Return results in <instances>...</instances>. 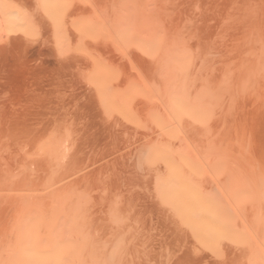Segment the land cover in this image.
<instances>
[{
    "label": "bare ground",
    "instance_id": "6f19581e",
    "mask_svg": "<svg viewBox=\"0 0 264 264\" xmlns=\"http://www.w3.org/2000/svg\"><path fill=\"white\" fill-rule=\"evenodd\" d=\"M22 1L23 0H20L18 2H22ZM34 1L37 3L36 6L38 8L35 5L34 7L40 10L39 11L40 12L39 21H37L38 19H36L37 23L34 22L35 20H32L33 19L32 17L31 19L29 18L30 16L29 13L26 14V12L22 10V7H23L22 5L20 6V4L16 2L17 5L15 4L13 6L12 4H8L11 2L6 3L5 0H0V41L3 40L1 37H3L4 35H5V38H7L6 34H8L10 37L12 35H14V37L19 35L17 38H15L17 41H14L15 39H13V43H12L13 46L11 45L12 40L10 42L9 38H7L9 42L7 40L4 43L0 42V46L4 44V47L6 46L5 47L6 49L7 46L10 45V47L15 46L16 51L20 50L25 45L22 42H26L27 39L31 36V32H34V31H31L32 29H35L34 24L35 26L37 24H40V26L42 25L41 27L45 25L46 26L45 28H48V30L43 27L44 28L43 31L47 30L48 32L47 31H44V32L49 33L48 35L51 34L52 40L49 43L52 47L50 46L51 49L49 47L48 50L45 51L46 55L44 53L43 54L47 56L48 54L47 51L52 50L53 52L52 53L49 52L48 56L49 55H50L49 57L53 56V60L48 59V63L50 64L49 66L45 63L47 62L46 61L47 59L42 58L44 60V63L41 61H38L40 62V65L42 63L48 66L47 71H43L44 74L42 76L48 74L47 73L48 70L51 69L52 67L53 69L54 68L61 69L65 67L66 68L63 69V71L65 70L64 72L58 69L57 70L58 73L57 71H55L53 72V74L51 73L52 75L49 74L51 78L47 82H45V84L42 86L43 88H45V91L42 93L44 94V96L53 95L55 91L53 89L54 83H57L56 85H58L59 80H60L59 77L57 76L58 75L60 76L61 72H63L61 73V76L62 74H64L63 76H65L66 73H67L66 75H69L68 74L69 70H70L69 72H72L73 71L72 68L76 70V68L78 67V68H83L81 72H84V74L86 75L85 76L80 75L81 72L77 70L74 71L73 73L79 72L77 73L79 74V76L85 77L86 82L84 81V83H86L87 85L85 86L89 87L87 88V90H85L86 95L88 96L83 94L84 98L87 97V99L85 100L83 97H81L78 94L79 97L82 99V101H78L80 98L76 99V96H75L76 94H74V91L76 90L72 92L73 90V87H72V90L69 88V91L71 90L70 92L67 89L69 93L72 92L70 96L71 100L70 99L68 100V98H70L68 96L69 93H67L68 94L67 95L66 92H64L65 90L63 89V93H65V95L68 96L67 99H66V96H64V94H63L64 97L55 95V96L50 97L51 99L48 100V103L46 102L47 104H45V101L44 103L40 102V100H37V99L36 101L34 99V96H31V97L29 96L30 98L28 96H25V99L26 97H28L29 99L27 98L28 100L27 99L25 100L27 101L26 103L22 101V103L24 104L19 103L20 101L18 100V103L20 106L17 105L19 107H16V108H15L16 105L15 106L13 105L12 108H9L8 105L6 106L5 104H3L2 106V103H0L1 105L0 106V133L3 132V134H1L2 138L6 135L8 139L14 140L15 138L17 141L21 143L23 141L27 145H29V147L27 145L26 146L30 150V151L27 149L25 150V148H23L22 146V148L24 149L23 152L25 151H28V152L24 154L25 156L22 158V160H20V163L18 166L14 165L12 163V160L10 161V159H12L13 157H11L10 159H7L10 156H14V154L16 155L18 153L17 150H15L17 153L14 151H12L14 152L12 153L9 150L10 153L7 152V154L10 156L4 153L6 155L5 157L8 156L5 160H8L9 163L11 162L13 165H11V163L9 164L6 162L2 164L0 161V264H178L180 263L179 261L188 262V264H241L245 262L246 259L248 262L247 264H264V193H262L261 191L260 193H258V191L256 190L257 189L256 185H259V184L256 183L254 185L255 182L253 181L254 180L253 176L256 173L255 172H254L255 174H251L253 172L250 173V171L254 169V166L255 168L257 167V170L259 166L260 167L262 166L259 164H258L259 166H256L254 164L250 165V163L253 161H251V159L249 161L250 163L248 165H250L251 167L253 166V169L251 168L252 170L248 169L249 174L252 175V179H253V180L250 179V182L252 181L254 182V183L252 182L253 188L244 187L243 185L245 184L243 185L241 184L239 186L236 185L238 184V181H237L238 175L234 174L233 170H230L229 168H226V170L225 168L222 169V167L225 165L222 164L224 159L223 161H220L223 158L222 156L223 153L221 154L220 151H222L224 148L223 149L221 148V143L219 141L221 140L220 139L221 137L223 139L222 141H225V139H227V138L224 139V137H226L227 135H228V138L230 137L228 134L229 130L228 131L226 130L227 131V134H225L226 136L223 134L224 137L222 135L220 137L219 136L220 132L223 131L222 129H220L221 131L217 132L220 138L216 136L215 138L216 140H214L213 137L210 140V137L212 136L210 135V132L213 131V130H210V128L212 129L213 124L217 125L216 122L218 121V119H216L217 120L216 121L215 116H214L216 114H213L212 111H210V109L207 108V106L205 107L204 105H202L206 101H208V103L210 102L211 104H213L215 102V98L217 99V97H220V98L223 97V95L217 96V97L215 95L209 96L208 93L212 85L208 88L209 90L206 87L209 84H213L214 86L217 85L218 84L217 81H216L217 84L211 83L210 81H212L213 78L214 80H218L219 76L222 74H218L219 76H217V74L216 75L214 74L215 76H217L216 77L217 79H215V77H212V80H210L211 78L209 80L205 79L208 81L206 86H204L205 88L203 90L201 89L202 93L200 94L199 92V95L196 96L198 91L196 92L193 91V89L195 88L194 86L195 85L197 86L196 83L198 82L197 79L199 78V75L202 77H204L205 75H202L200 72H197L199 74L197 75V77H195L196 76L195 74L197 73L196 72L192 73L191 68L197 67L199 68V70L200 68L203 70V68L205 67V64L209 63V68L211 66L210 64L214 65L213 71L215 72V70L221 69V67L225 65H223L222 62L219 61V60H222L223 58V56L221 58L220 56L221 54L219 55L221 59H219V56H217L218 58L216 57V60L212 57L213 60L211 61V63L209 60L207 62L204 61L205 56L209 54V53L205 54V52H207V50L210 49L207 47L209 43L207 44L203 41L206 38L203 39L202 36L204 35V32H202L200 28H199L200 30L198 29L199 31H196L197 28L195 27L198 26L196 22L192 23L193 21L191 22L189 21L193 19L191 18V14H192L191 11L193 9L191 11L186 9L187 11L185 10L186 11V12L184 11L185 13H180L179 14L180 16L176 14L175 16L174 15L175 13L173 14L172 12L177 10L178 6L171 7L174 5V4H171L170 8H164L163 7L164 4L165 5L167 4L168 6V3L166 2L162 5L163 8L160 6L158 7L159 9L157 10L155 9L153 12L150 11L151 14L148 15L146 14L147 12L146 9L144 8L140 9V7L144 6L143 5L144 0H116V4L111 3V5L116 6V7L114 6L115 9H113L110 13L107 10L108 11L107 13H109V16L107 17V19L105 18L107 23H104L103 21L104 19L103 18L101 19V16H100L101 14L98 15L97 14L98 11L97 13L95 11L97 8L96 4L100 5L98 3L102 1L99 2L98 0H96L98 1V3L95 2L96 3L95 4L93 3L94 1L89 0L93 4V6L96 7V8L92 7L93 10L95 9L92 12L89 10L90 6H92L90 2L86 0L88 1L87 3L85 0H81L82 2L84 1V4L89 7V9L88 7L86 8L88 9L87 12L90 11L91 13H93L91 17L93 16L94 17L93 18L90 17L91 19H89V17L88 19L87 17L85 18L82 17L85 20L84 21L82 20L83 21L82 23L79 20L80 22L79 24V23H75L76 21L73 18V15L75 13L80 12L82 10L81 7L74 8V5L78 6V3H80L79 1H77L78 2L76 3L77 5L72 3L73 1H76V0H69V1L68 0H34ZM105 1L106 3L110 2L109 0L108 1L105 0ZM182 2L184 3V1ZM170 3L171 1L169 0V4ZM103 4L104 3H102L101 5ZM245 4L247 5V3ZM103 6H101L102 9H103ZM204 6H206V4H204ZM98 7H99V10L103 11L102 9H100V6ZM105 7L104 9H106ZM154 7L156 8V6ZM32 9L34 10L35 8H32ZM77 9H79L80 11H77ZM84 9H85V6H84ZM86 9L84 11H86ZM109 9H111V7H109ZM24 10L26 11L25 8ZM84 11L82 12V14L83 13L87 14ZM163 12L166 14H164ZM147 13H149V11ZM158 13H159L160 18L164 17L161 20L162 22L157 21V20H160V18H155L158 16ZM171 13L173 15H171ZM225 13H226V10L224 14ZM82 14L80 13V15ZM156 14L157 16L154 17L153 15H156ZM183 15L185 16V18L183 17ZM211 16H214V15L212 14ZM216 16H218V14ZM222 16H225V15H222ZM222 16L220 17L221 20L223 18ZM170 17L172 19H170ZM95 18H97L98 20H95ZM197 18H199V16ZM71 19L75 21L74 24H78V25H74L73 23H71L72 21ZM155 21L157 22L154 24ZM212 21H209V22H212ZM209 22H208V25H209ZM219 22L221 21L219 20ZM206 24L207 23L205 22V25ZM219 24L221 23H218L216 27ZM101 25H103L106 29L105 31L106 33L104 35L107 39L102 38V37L100 39L99 38L100 36H97L98 38L96 37L97 39L95 41L100 42V40L106 41V40L111 39L110 43L114 42L113 44H116V42H118L117 43L118 49H120V51L117 52L116 50H114L117 52L116 54L117 57L119 56V54L121 53L123 54L124 52L125 54L126 53L129 54V51L132 46H133L132 49L135 48L139 52V53L137 52L138 53L137 55L136 54H134V56L131 55L133 57H131L130 59H129V56L127 57L126 55L125 59L127 61H130L133 58L130 61L132 63H129L130 65L129 67L133 66L131 70H134V74L135 72H137V75H138V72H139L135 68L137 66L134 67V65H132L135 62H137L138 65L139 64L142 65V69H143L142 75H144L148 79L150 77L152 81L155 83L153 84V86L156 85V88L155 89L152 88L151 90H149L151 87L149 88L148 84L147 85L140 84L141 86L143 85L145 89L147 87L149 88V89L147 88V90L144 91L146 92L145 95L144 93L142 94L144 98L146 99L141 97L142 95L140 96L139 93H138V95L140 96L139 98H138V95L136 96L134 92H132V94L131 92H128L132 96L127 95L126 87H128L129 81L125 79V76H123L124 78L122 77L121 74L123 71L121 72V74L117 75V77H112L113 74H115V72L117 71V69H120L121 66H123L121 64L124 61L122 62L123 59L120 61L119 57L117 58L116 56L115 57L113 56L114 58L112 59L117 58L120 63L122 62L121 64L120 63L118 64L117 59L114 60L115 62L117 61V64H118L117 65L115 62H113V60H111L110 58L111 56H110L108 58H110L112 62H107L109 59H106V62H104L105 61L104 59L106 58L107 55L102 54V53L107 52L108 54V51L104 52V49H106L107 47L106 45L103 48L101 45V48L103 49L102 50L103 52H102L100 50L101 48L99 47L101 43H99V46L97 47L98 43L96 42L92 43L94 39L90 40L91 45H94L95 43L96 45L92 46L93 49L89 50L92 52V54L91 52L86 53L88 51L86 46L90 45V44L85 45V43L86 44L88 43L87 39H89L90 36H92L91 34H93V31L94 33H97L95 32V30H99V27L102 28ZM108 25L111 26L110 28L112 29L111 30L112 33L110 32L109 30L110 28L108 27ZM202 25H204V23ZM40 26L38 27L41 28ZM199 26H201V23H199ZM211 27L212 26L210 25V28ZM216 27H213V28L215 29ZM257 27L258 26H256V28ZM245 29L247 28L245 27ZM204 31L206 30L204 29ZM207 31H209V33H214V31H217V29L213 30V32H211V29ZM3 32H4V35H3ZM38 32L39 30L37 31L36 35L34 34V36H36L37 39L39 38ZM47 33H45L46 36H47ZM107 33L109 34L108 36L110 38L107 36ZM209 33H206V35ZM15 34H18V35H15ZM223 35L227 36L226 34H223ZM36 37L35 39L33 37L35 42H36ZM210 37L212 38V35ZM242 37H246V36H242ZM11 38H13V36ZM82 38L84 41H82ZM84 38H86L87 42H85L86 40ZM76 39L78 40L81 39L82 42L79 41L80 47H74V45L77 44L76 42H78ZM213 39L212 41H215ZM224 39L223 41H225ZM229 39H232V37ZM49 40L50 39H48V41ZM206 40L208 41V39ZM73 43L75 44L73 45ZM82 43H84L83 45H85L84 48H83ZM123 43H126L127 45H131V46H128L130 49L127 48V50L129 49L128 52L125 49L126 47L125 48L124 46L122 47V45H124ZM221 43L223 44L222 41ZM241 43L243 42L241 41ZM71 44L73 47L69 49V46ZM79 44H77V46ZM222 44H220V48ZM255 44L257 45L258 42ZM261 44L262 43H260V45ZM245 45L247 46L246 43ZM19 46H21V48H19ZM95 46L96 48H100V49L98 50L94 48ZM112 46H113V49L117 48L115 45H112ZM112 46L110 47L112 48ZM4 47L3 45L1 46L0 49L2 50V52L1 50L0 52L3 53L4 51L5 55H8L7 52L9 51V49L5 50ZM119 47H122V49ZM216 47L219 48L217 45ZM252 47L254 46L252 45ZM29 48L33 49L32 47H28L27 49L29 50ZM85 48H86V51H85ZM111 48H108V49H110L112 52ZM194 48L200 49L199 56L203 55L202 57H204L200 59L201 62L199 61L197 62V58L199 56L197 55L198 52L195 53L198 57L194 55L193 53ZM217 48H213V49L211 48V49L213 50V52H215L216 50L218 51ZM225 48L226 46L224 47V49ZM35 49L36 48H34V51H32L33 53L38 52L37 50L35 51ZM246 49L247 48H245V50ZM11 50L12 52L11 51L9 52L13 53L14 48ZM121 50H123V52H121ZM16 51L14 50V53H17ZM100 51H101V54L105 56V58L103 57L104 58L103 62H101L102 58H101V61L100 59H98V57L102 55H99L97 57V55L95 54ZM132 51L133 50H131V53L135 52V51L133 52ZM23 52L25 51L23 50ZM247 52H246L247 55H245V53H242L245 55V57L243 55L241 56H243L244 58H246L247 56V58H249L248 56L249 53H250L249 55L256 54V53H253L255 52V50L253 52L252 50L249 52V49H248ZM259 53H263V52H259ZM43 54H41V56H44ZM81 54H84L85 56H88V57H84ZM125 54H123V56ZM217 54H219V52ZM5 55L4 56L1 55L2 56L0 57L1 62H4V60H6ZM30 55L31 54H29V56ZM232 55H227L226 57L228 58L229 56H232ZM33 56H34L32 57V59H34L33 61L34 62L35 60L37 61L36 55H33ZM41 56L39 58H41ZM260 56L257 55V59ZM3 57L5 58L3 59ZM243 57H240V58H243ZM236 58L241 61L239 56H236ZM263 58L264 57H262V59ZM226 59H224L225 62H226ZM230 59L229 61H231ZM29 60L32 61L31 58H29ZM217 60L218 62L222 64V66L221 64H219L221 66L220 68L219 67L217 68V65H218L217 62L215 63L217 65L213 64L214 61H217ZM234 60L235 59H232V61ZM127 61H125L124 63H126ZM243 61L244 60H242V62ZM253 61H256L255 64H257V60H253ZM51 62H53V64H51ZM246 62H247V59H245V63ZM25 63H28V62H25ZM201 63H203L204 65L203 68L200 67L202 65L199 66V64ZM260 63H258L257 66L260 65ZM22 64L23 62L18 65L22 66ZM227 64H228V60H227ZM31 65L29 62V65H28L29 69L34 68V65L32 64V62H31ZM12 66L11 68H14L13 69L14 71L16 68H18V66L17 67H12ZM36 66H39V64ZM42 66L43 65L39 67H42ZM243 66H244V62H243ZM248 66L249 65H247V67ZM0 67L1 69H3L2 66ZM23 67L19 69L22 70ZM126 67H128V65ZM238 67H237V70H238ZM43 68L45 67L43 66ZM240 68L241 67H239V70ZM259 68H261V71L262 69H264L262 68V66ZM25 69L24 71L27 72L28 68L26 70ZM127 69L129 70L130 68H127ZM144 70L145 72H143ZM233 70L231 71L233 72ZM24 71L23 73H25ZM235 71H234V74H235ZM256 71L258 72V70ZM10 72H12V70ZM227 72H229L228 69H227ZM32 73H36V72H32ZM145 73L148 74L147 75L148 77L145 75ZM220 73L222 72L220 71ZM17 74L18 72L16 73V75ZM27 74L31 75L30 72ZM140 74L141 72L139 73V75ZM0 75H2V73ZM13 75H15V73ZM19 75H22V74L19 73ZM207 75H208V71H207ZM260 75H263V74L260 72ZM32 76L30 77V79L28 78V80H31ZM75 76L76 75L74 74V76L72 77L75 78ZM192 76L194 77V80L196 78L195 81H193ZM45 77H48V76H45ZM54 77H57L58 80L56 78L54 80ZM69 77L71 76L69 75ZM82 77H79V79L81 80ZM136 77L142 78L141 75L136 76ZM145 77L143 78L145 79ZM228 77L232 78L231 75L227 76V79ZM257 77L256 79H254V81L260 78V77L258 78ZM14 78L15 77H13V79ZM22 78L20 77V79ZM25 78L26 77H24L23 80L27 81V78L26 79ZM41 78L40 80H42ZM131 78H134V77H131ZM261 79H264V78H261ZM11 80L12 79H10V81ZM80 80L79 81L77 80V81L80 82ZM82 80H84V78ZM219 80L220 82L224 81L222 78ZM69 81L67 83H69ZM12 82L13 81H11V83ZM28 82H26V84ZM36 82L38 81L36 80ZM61 82L63 83V81ZM78 82L77 84H79ZM126 82L128 83L126 84ZM243 82L238 83V84H240L241 86ZM9 83H4L5 84L3 85L4 88L10 87ZM71 83L72 85H74L73 82ZM71 83L68 85L71 86ZM84 83L82 87L84 86ZM251 83L255 84V82H251ZM251 83L250 85L246 84V86L248 87H245V84H244L242 88L245 87L246 90L248 89V91L252 93V91L257 87L255 88L253 87V90L252 89L249 90V88L253 86ZM7 84H9V86ZM21 84H22L21 82L18 83L17 87L21 86ZM26 84L25 85L22 84V86H26ZM65 84H64V87L61 84L62 87H60V89L65 88L66 87ZM263 84H264V81L262 82L260 86L261 89H263L264 87ZM231 85L229 86L227 84V86L229 87H231ZM234 85H232L233 87L232 90H234L237 87V86L235 87ZM27 86L26 88L29 89L30 86L29 87ZM192 86L194 88L190 90ZM218 86L220 87V85ZM221 87H222V90L223 89L225 90V88H223L224 86H221ZM0 88L3 89L2 86ZM133 88H134V85H133ZM55 89H57V92L55 93H58L59 91L58 87ZM82 89L80 90L82 91ZM130 89L132 90V88ZM213 90L214 89L210 91H213ZM257 90L259 91V93L261 92V90L259 89ZM263 91L264 90H262V92ZM15 92H17V90ZM87 92L89 94H87ZM242 92L240 89V93ZM262 92H261V95H262ZM42 93H39V94L43 95ZM235 93L237 94V91ZM73 94L75 97L73 96ZM80 94H82V92ZM245 94H249V93L247 92ZM251 95L253 96L254 94H251ZM255 95L258 96L256 92H255ZM44 96H41V97L45 98ZM257 96L255 97V99H257ZM23 97H20L19 99L21 100ZM258 97L260 100L263 98L260 96V94ZM232 98L233 97H231V99ZM231 99H229L228 101L230 102ZM250 99H252V97ZM22 100H24V98ZM83 100L84 102H86V104L83 103ZM223 100H221L222 103H223ZM248 100H245V102H248ZM9 101H12V100H9ZM7 102L8 101H6V103ZM218 102L220 103V101ZM210 103H209V107H211ZM249 104L251 103H248V106L250 107ZM253 104L252 106H254ZM256 104H259V103L256 102ZM213 106H215L216 108L218 107L217 104ZM221 106L223 107V105ZM228 106H229V109L234 108L232 107L234 105L231 106L230 103H228ZM259 107L261 108L260 104H259ZM263 108L264 107H262L261 109ZM211 109L213 110V108ZM219 111L220 110H218V112ZM224 111H223V115H224ZM230 111H233V110H229L228 112L231 113ZM263 111L264 109L262 110V113ZM226 112L227 111H225V113ZM244 114L245 113H243V115ZM226 116H227V113L225 117ZM262 117H264V114ZM142 118H143L145 125L140 124L142 123ZM223 119L225 120L226 118H223ZM243 120L244 122H246L244 118ZM246 120H250V117L249 119L247 118ZM229 121L227 122L224 121V122H226V125L232 124V122L231 121L229 122ZM218 122H220V120ZM246 125L248 124H245V127ZM136 126L137 127L141 126L143 131L145 129L146 130L144 132L142 131L141 133H139L138 131L142 129L140 127L137 128ZM231 126H233V124ZM231 126H229L228 129H230ZM224 127H225V124H224ZM227 127L228 126H226V129ZM234 130L236 131L237 129H234ZM234 130L232 133H234ZM215 131H216V127H215L214 132ZM223 132H225V129ZM246 132L248 131L245 130V133ZM251 132L253 131L251 130L250 132H248L250 134L248 133L247 134H248V137L250 135V138H249L250 142L253 143V140H252L253 138L251 137L253 133L251 134ZM237 133H239V131ZM6 136L4 137L5 139H7ZM133 136L135 138H133ZM259 137L262 138L261 135ZM131 138H133L134 140H132ZM236 139L237 137L235 138V140ZM244 139L245 138H243V140ZM257 139L259 140L258 137ZM130 140H132L133 142ZM214 141L215 142L218 141L220 143L219 144L220 146L218 145V148L220 147V149L218 150L216 149L217 142L215 143ZM245 142L246 140L242 142V144H244ZM247 143L249 145L251 144L249 143V141ZM15 144L16 143H14L13 145ZM225 144L228 145V143L226 142ZM226 145L224 147H226ZM229 145H228V148H229ZM252 145H254V147L253 146L252 147L255 150V144L253 143ZM132 146L133 148H130ZM238 147H240V145H237V147H235L233 150L235 152L239 151L240 149L236 150L238 149ZM13 148L16 149L15 147ZM246 148L249 149L248 147ZM260 148L262 147H258V149ZM263 149L264 148H262L261 151ZM3 150L4 152L6 151L5 149ZM233 150L232 152H234ZM225 151H226V148L224 150V153L226 155L227 153ZM230 151L227 149V152L230 153ZM250 151H252V149ZM253 151L252 153L254 154ZM246 152L248 153V151ZM2 153L3 152L1 150L0 155ZM11 153L13 155H11ZM129 153L130 154L132 153L134 156L136 155L137 158H139L138 156L140 154L143 155V157L141 158L144 161L141 160L142 164L141 163L139 164H141L140 168H142L145 171V174L143 173L144 174L143 185H144V188L147 189V191H145V189L143 190L145 192H142L141 189H139L141 192H138V191L133 192L135 190L133 189L132 191L133 186L131 187L130 184H127L124 187L120 186L119 180H116V178H114L116 175L115 174L116 172L114 171V168H115L114 165L117 162V159L119 157L120 158L122 157L124 159V157H127V154H128V157H132L133 155L129 156ZM229 153L227 154L226 157L225 156L224 157L227 158V157H230L231 154L232 155L234 154V153H231L229 155ZM238 154L239 153H237V155ZM248 154H249L248 157L243 156L244 154L242 156L249 158L252 155V154L250 155V153ZM103 155H105L108 158L106 159L103 158ZM219 155L222 156L220 160H219V157L221 156ZM254 155H256V153ZM95 156L101 157L103 159L104 165L101 166L99 164L100 165L99 167L98 162L95 161L98 158L95 159ZM136 156L134 159L131 158L130 160L135 161L137 159ZM231 157L229 159L237 160L238 156L236 158L235 157L231 158ZM256 157L258 158L259 156H256ZM2 158H4V156ZM257 158H255L256 163H257L256 161ZM90 160H92L93 162L95 161L94 165H92L91 167H89V165L87 164V163L90 164L92 162ZM107 162H109L110 164L108 163L109 165H105V163L107 164ZM125 162L127 161L125 160ZM143 162H145L146 164H144ZM241 164L245 166L244 160H243V163L241 162ZM85 165H88L87 167L88 169L84 168ZM221 165L222 167H220ZM248 165H247V168H249ZM137 167H139V165ZM239 167L241 168V166ZM244 168L246 169V167ZM117 169H119V167ZM259 170L261 169L259 168ZM119 172L117 173L119 174ZM222 172H223V176L221 177L222 181H220L219 177L221 176ZM245 173L247 172L245 171ZM126 177H128V173ZM241 177L243 178V176H240L239 178ZM262 177H264L263 174H262ZM232 180L234 182H231ZM255 180H258V179H255ZM261 186H263V183ZM261 186H258V187H261ZM147 192H148V195L149 196L151 195L152 197L151 199L152 208L150 207L151 202H150L149 208L153 211L152 212L150 211L151 213L145 212L147 214L142 215V212L144 213L143 209L146 210L148 208V207L140 208L141 205L143 206L145 201H148L146 197ZM255 192H257V194ZM88 193L90 194L87 195ZM132 193H135V194L132 195ZM243 199L244 201L245 199H247L246 200L247 204L249 203V205H247L245 201V204L247 205L245 208H244V205H242V203L244 204ZM155 211H156L155 213L156 215H154L155 216V222H154L155 227L152 229V224H153L152 218L154 216H152L151 214L152 213L154 214ZM240 212L241 213L243 212V213L240 214ZM153 230H154V233H153ZM240 233L241 234L244 233L245 236L247 235V239L243 234L242 236L245 237L246 241L243 240L244 243L240 242L238 246L234 247L233 245L236 242L235 240H237L235 239V237L238 238L237 235L238 234L240 235ZM240 237L238 239H241ZM244 237L242 239H244ZM230 241H231L230 244H233L231 246L230 244H228ZM237 242L239 243V241ZM111 247H113V250H111L109 254L107 251ZM184 262H181V263H184Z\"/></svg>",
    "mask_w": 264,
    "mask_h": 264
},
{
    "label": "rangeland",
    "instance_id": "374dc122",
    "mask_svg": "<svg viewBox=\"0 0 264 264\" xmlns=\"http://www.w3.org/2000/svg\"><path fill=\"white\" fill-rule=\"evenodd\" d=\"M6 1V3H8V2H11V3H8V4H12L13 6L16 4V2L18 3V4H20V6L22 5L23 7H22V10L24 11V12H26V14H28L29 13V18L31 19V17L33 18L32 20H35L34 22H36L37 23V21H39V16H40V10L39 9H37L38 7L36 6V2L34 1V0H23L22 2H18V1H20V0H18V1H16V0H5ZM30 1V2H29ZM69 1V0H68ZM77 1H79L80 3H78ZM86 1V0H85ZM89 1V0H88ZM88 1H86L87 3H88ZM91 1H94L93 3H98V1L100 2V1H102V2H100V3H98V4H100V5H97L96 3V7L95 6H93V4L91 3ZM91 1H89L90 2V4L92 5V6H90V9H89V7L88 6H86L85 4H84V1L82 2L81 0H76V1H73L72 3H74V4H76V3H78V6H75L74 5V8H80L81 7V11L79 10V9H77V11H80V12H77V13H75L74 15H76V16H74L73 15V18L75 19V21L73 20V19H71L72 21H71V23H73L74 24V22L75 23H79L80 24V22L82 23L85 19V17H87V19H88V17H89V19H91V18H93V17H91V15L93 14V13H91L90 11H94L93 9H92V7H94V8H96V13H97V11H98V15H100L101 16V19L103 18L104 20V23H107V21H106V19H107V17L109 16V13L113 10V9H115L114 8V6L113 5H111V3L112 4H116V0H109L110 2V4L109 3H106V1L104 2L103 0H98V1H96V0H91ZM108 1V0H107ZM112 1V2H111ZM114 1H115V3H114ZM149 0H146V2H145V0H144V2H143V7H140V9H142V8H144V9H146V11L148 12L149 11V13H147L146 12V14H151V12H153L155 9L157 10V9H159L158 7H162V5L164 4V3H168V6H167V4L165 5H163V7L164 8H170V6H171V4H174L173 6H171V7H174V6H178V9L177 10H175L174 12H172L175 16H176V14H180V13H185L187 10H192L191 11V18H193L192 20H189L190 22L191 21H193L192 23H195L196 22V24L199 26V23H201V26H196V24H195V28H197L196 29V31H199L200 29H201V31L202 32H204V35H206V33H209V31H207V30H210L211 29V32H213V30H216L217 29V31H214V33H209V34H207L206 36H202L203 37V39L204 38H206V39H208V41L206 40V39H204L203 41L205 42V43H209L208 45L210 46H208L207 45V47L208 48H210V49H208L207 50V52H205V54H207V53H209L210 54V56H209V54H207L206 56H205V60L204 61H210V63H211V61L213 60V58L216 60V57L217 56H219L220 54V56H221V58H222V56H223V58L224 59H226L227 57V55H232V56H229L227 59H226V62H225V60L222 58V60H219L220 62H222V64L223 65H225L226 66V68H225V66H222V64L220 63V62H218V60L217 61H214V63L213 64H215L216 62H217V64L219 65V64H221V66L219 65H217V64H215V65H217V68L219 67H221V69H218V70H215V72L213 71V68H214V65H212V64H210L211 66H210V68H209V63H206L205 64V67H204V65H203V63H201V64H199V66L200 65H202V66H200V67H204L203 68V70L200 68V70L202 71H200L199 70V68H197V67H195V68H197L198 69V71H197V69H195L194 67H192L191 68V72L193 73H197V72H200L202 75H205L204 77H202V76H200L199 75V78L197 79L198 80V82L196 83L197 84V86L195 85L194 87L192 86V88L190 89V90H192L193 88V91H198L197 92V95L196 96H198L199 95V92H200V94L202 93V90L205 88L204 86H206V84H207V80H205V79H210V80H212V77H215V79H217L216 77L217 76H219L218 74H222V75H220L219 76V78H218V80H214V78H213V80L212 81H210L211 83H216V81H217V85H213V84H209V85H207L206 87H207V89L212 85V87L214 86V87H216V88H212V87H210V90H212V89H214L213 91H210L209 89V96H221V95H223V97H217V99L215 98V102L213 103V104H211L210 102V106L211 107H209V103H208V101H206V102H204L202 105H204L205 107L207 106V108H209L210 109V111H212V113L213 114H216V115H214L215 116V120L216 119H218V121L220 120V122H218L217 120V122H216V124L217 125H215V124H213L212 125V129L210 128V130H213V131H211L210 132V135H212L211 137H210V140L212 139V137H213V139L214 140H216L215 138H216V136L218 137V138H220L221 137V135L223 136V134L225 135V134H227V131H228V134H229V138H228V135L226 136V137H224V139L225 138H227V139H225V141H222L223 139H222V137L219 139L220 141V143H221V148L223 149L222 151H220V153L222 154V156H223V158H222V156L221 155H219V156H221V157H219V156H217V157H219V160H220V158H222V160H220V161H223V159H224V161L222 162V164L223 165H225V166H223L222 167V165L220 166V167H222V169H224L225 168V170H226V168H229L230 170H233V173L234 174H237L238 175V179H237V181H238V184H236V185H243V184H245V185H243L244 187H251V188H253V184H252V182L254 183V185L257 183V184H259V185H256L257 187V191H258V193H260V191L262 192V193H264V190H263V188H264V177H262V174H263V176H264V157H262V156H264V149L261 151V149L262 148H264L263 146V144H264V134H262V133H264V117H262L263 116V114H264V111H263V113H262V110L264 109H261L262 107H264V91L262 92V90H264V87H263V85H262V87H263V89H261L260 88V86H261V84H262V82L264 81V79H261V78H264L263 76H264V69H262V71H261V68H259V67H261L262 66V68H264V58L262 59V57H264V51H262V50H264V43H263V39H264V0H204V2H203V0H170L171 1V3L169 4V0H162V1H160V0H150L149 2H148ZM152 1H153V3H152ZM160 3H159V2ZM174 1V2H173ZM176 1H177V3H176ZM182 1H184V3L182 2ZM205 1H207V2H205ZM229 1V2H228ZM247 1V2H246ZM261 1V2H260ZM14 2V3H13ZM26 2V3H25ZM154 2H155V4H154ZM157 2V3H156ZM162 2V3H161ZM190 2H192V3H190ZM35 3V4H34ZM86 3V4H87ZM102 3H104L103 5H101ZM147 3H148V5H147ZM195 3V4H194ZM199 3V4H198ZM203 3V4H202ZM233 3V4H232ZM242 3H244V4H242ZM245 3H247V5L245 4ZM262 3V4H261ZM82 6H81V5ZM106 4V5H105ZM108 4H109V6H108ZM133 4V3H132ZM135 4V3H134ZM157 4H159V5H157ZM161 4V5H160ZM180 4V5H179ZM183 4H184V6H183ZM198 4V5H197ZM204 4H206V6H204ZM235 4V5H234ZM238 4V5H237ZM17 5V4H16ZM34 5L37 7H34ZM73 5V4H72ZM77 5V4H76ZM89 5V4H88ZM119 5V4H118ZM151 5V6H150ZM219 5V6H218ZM234 5V6H233ZM239 6V7H237V6ZM84 6H85V9L88 7V9L90 10V11H88L87 12V10L88 9H86V11H84L85 9H84ZM98 6H100V9H102L101 8V6H103V11H101V10H99V7ZM106 6V7H105ZM147 6V7H146ZM154 6H156V8L154 7ZM197 6V7H196ZM202 6V7H201ZM218 6V7H217ZM241 6V7H240ZM246 6V7H245ZM28 7H30V8H28ZM104 7L106 8V9H104ZM108 7V8H107ZM109 7H111V9H109ZM116 7V6H115ZM162 7V8H163ZM180 7V8H179ZM183 7V8H182ZM199 7V8H198ZM206 7V8H205ZM217 7V8H216ZM249 7V8H248ZM24 8L26 9V11L24 10ZM32 8H35L34 10L32 9ZM227 8V9H226ZM30 9H32V10H30ZM84 9V10H83ZM187 9V10H186ZM261 9H262V11H261ZM109 11V13H107L108 11ZM181 10H183V11H181ZM186 10V11H185ZM198 10V11H197ZM209 10V11H208ZM216 10V11H215ZM225 10H226V13L224 14V12H225ZM228 10V11H227ZM258 10V11H257ZM259 10H260V12H259ZM31 11V12H30ZM86 12L87 14H85V13H83L82 14V12ZM151 11V12H150ZM176 11H177V13H176ZM179 11H181V12H179ZM185 11V12H184ZM221 11V12H220ZM224 11V12H223ZM243 11V12H242ZM34 12V13H33ZM90 12V13H89ZM100 12H102V13H100ZM198 12V13H197ZM212 12H214V13H212ZM238 12V13H237ZM36 13V14H35ZM80 13L82 14V15H80ZM90 15H89V14ZM107 13V14H106ZM164 13V12H163ZM171 13V15H173ZM208 13V14H207ZM210 13V14H209ZM222 13V14H221ZM164 14H166V13H164ZM214 15V16H211V15ZM218 14V16H216ZM242 14H244V15H242ZM246 14V15H245ZM37 15V16H36ZM86 15V16H85ZM88 15V16H87ZM162 15V14H161ZM196 15H198L199 16V18H197L198 16H196ZM201 15V16H200ZM210 15V16H209ZM222 15H225V16H222ZM229 15V16H228ZM233 15H235V16H233ZM262 15V16H261ZM28 16V15H27ZM78 16V17H77ZM81 17V19H80V17ZM154 17L155 16H157V14L156 15H153ZM180 16V15H179ZM196 16V17H195ZM205 16V17H204ZM223 17L222 18V20L220 19V17ZM246 16V17H245ZM78 19H77V18ZM82 17H84V18H82ZM91 17V18H90ZM183 17L185 18V16L183 15ZM200 17H202V18H200ZM219 17V18H218ZM106 18V19H105ZM155 18H160L159 17V13H158V16L157 17H155ZM164 18V17H163ZM163 18H160V20H157L158 22L159 21H161ZM197 18V19H196ZM213 19V21H215V22H213L212 21V19ZM218 20H217V19ZM236 18V19H235ZM36 19H38L37 21H36ZM100 19V18H99ZM168 19H169V17H168ZM170 19H172L171 17H170ZM194 19H196V20H194ZM198 19H200V20H198ZM203 19V20H202ZM216 19V20H215ZM229 19V20H228ZM79 20H80V22H79ZM83 20V21H82ZM93 20V19H92ZM95 20H98L97 18H95ZM205 20H207V21H205ZM219 20L221 21V22H219ZM259 20V21H258ZM157 21H155L154 22V24L157 22ZM164 21V20H163ZM201 21V22H200ZM209 21H212V22H209ZM218 23H221V24H219L217 27H216V25L218 24ZM99 22V21H98ZM101 22V21H100ZM162 22V21H161ZM166 22V21H165ZM198 22V23H197ZM205 22L207 23L206 25H205ZM208 22H209V25H208ZM231 22V23H230ZM236 22V23H235ZM244 22H245V24H244ZM247 22V23H246ZM204 23V25H202ZM217 23V24H216ZM224 23V24H223ZM244 25H243V24ZM249 23V24H248ZM101 24H103V23H101ZM159 24V23H158ZM216 24V25H215ZM230 24V25H229ZM234 24V25H233ZM253 24V25H252ZM38 26H40V24H37ZM35 26V24H34V28L35 29H32L31 31H34V32H31V38L29 37L28 39H27V41L26 42H22L23 44H25L22 48H21V46H19V48H21L20 50H17L16 51V49H15V46L14 47H12L13 45H12V43H13V39H15V38H17L19 35L18 34H15V35H18V36H15L14 37V35H12L13 36V38H11L8 34H6L7 35V38H9V41L11 42V40H12V42H11V47H10V43L8 44L9 46H7V48L5 49V47H4V44H2L3 45V47H4V49L5 50H7V49H9V51H11L12 52V50L11 49H13L14 48V50L17 52V53H14V50H13V53H10L9 51L7 52L8 53V55H5V52L3 51V53H1L2 52V50H1V52H0V57H2V56H4L5 55V57H6V60H4V62H1L0 61V66H2V68L3 69H1V67H0V74L2 73V75H0V85L2 86V88L3 89H5V90H3V89H1L0 88V103H2V106H3V104H5L6 106L8 105V107L9 108H12V106L14 105H16L15 106V108L16 107H19L20 105H19V103H21V104H24V103H26L27 101H25L29 96L31 97V96H34V99L36 100H40V102H42V103H44V101H45V104H47L48 103V100H50L51 98L50 97H52V96H63V94H64V96H66V99H67V97L69 96H71V93L74 91V90H76V91H74V94H76L75 96H76V99H79L80 97H79V95L81 96V97H83L84 98V95H86V91L85 90H87V88H89V87H86L87 85H86V83H84V81L86 82V80H85V77H82V76H79V74H77V73H79V72H75V73H73L74 71H80L81 72V70L83 69V68H76V70H74V68H72V72H69L68 71V74L71 76V77H69V75H66L65 74V76H63L64 74H62V76H61V73H63L64 71H63V69H65V68H61V69H59V70H61V71H63V72H61V71H59V72H61L60 73V76L58 75L57 77H59V83H58V85H56L57 83H54V93H53V95H51V96H44V94L42 93V92H44L45 91V88H43L42 86L45 84V82H47L50 78H51V76L50 75H52L53 74V72H55V71H57L58 69H53V67L51 68V66H50V68L51 69H49L48 70V74H46V75H44V76H42L43 74H44V72L43 71H47V69H48V66L50 65L49 63H48V59L49 60H53V56H51V57H49L48 56V54H49V52H53L52 50H50V51H47V56H45L46 54H45V51L46 50H48V48L51 46L50 45V43L49 42H51V40H52V36H51V34L50 35H48L49 33H47L48 31V28H45L46 26L44 25L43 27L45 28V29H47V30H44V31H47V32H44L43 31V27H41V28H39L38 26ZM74 25H78V24H74ZM114 25V24H113ZM210 25L212 26L211 28H210ZM242 25V26H241ZM249 25V26H248ZM262 25V26H261ZM100 26V25H99ZM102 26V28L101 27H99V30H95V32H97V33H94V31H93V34H91L92 36H90V38L89 39H87L88 40V43L86 44L85 43V45H88V44H90V45H88V46H86V48H87V52L86 53H90L91 51H89V50H91V49H93L92 48V46H94V45H96V43H98L97 44V47L99 46V43H101L100 44V48H101V45H102V48L106 45L107 47H108V45H109V47L108 48H111L110 46H112V45H115L117 48H114L113 49V46H112V52H111V50L110 49H108L107 47H106V49H104V52L105 51H108V54H107V52H105V53H102V54H105V55H107L106 56V58H105V56H103L102 54H101V51L103 50L102 48L100 49V48H96V46L94 47V48H96V49H100L101 51L100 52H98V53H100V54H98V53H95L96 55H97V57L99 56V55H102V56H99L98 57V59H100V61H101V58H102V61L101 62H103V59L105 60L104 62H106V59H109L110 60V58H111V60H113V62H115L114 60H116L118 57L120 58V61L122 60V62L124 61H127L126 59H125V56L127 55V57L129 56V59L131 58V57H133L134 56V54H138L139 52L134 48V49H132L133 48V46L131 47V49L128 47V46H131V45H127L126 43H123L124 45H122V47L124 46V48L126 49V51L128 52V50L130 49V51H129V54L128 53H126L125 54V52L123 53V54H125L124 56H123V54L121 53V52H123V50H121V54H119V56L117 57V52H119L120 51V49H118V42H116V44H113L114 42H111L110 43V40H100L101 39V37L102 38H106L105 37V31H106V29H105V27L103 26V25H101ZM106 26V25H105ZM207 28H205V27ZM234 26V27H233ZM256 26H258L257 28H256ZM108 27L110 28L111 26L110 25H108ZM213 27H216L215 29L213 28ZM225 27V28H224ZM245 27L247 28V29H245ZM107 28V27H106ZM108 28V29H109ZM200 28V29H199ZM209 28V29H208ZM231 28V29H230ZM240 28V29H239ZM104 29V30H103ZM199 29V30H198ZM203 29V30H202ZM204 29L206 30V31H204ZM223 29H224V31H223ZM35 30H36V32H35ZM39 30V32H38V39H37V37L36 36H34V34L36 35L37 34V31ZM110 30V32H111V28L109 29ZM108 30V31H109ZM99 31V32H98ZM221 31V32H220ZM231 31V32H230ZM245 31V32H244ZM250 31V32H249ZM41 32V33H40ZM44 32V33H43ZM101 32V33H100ZM103 32V33H102ZM216 32V33H215ZM228 32V33H227ZM234 32H236V33H234ZM247 32V33H246ZM32 33H33V35H32ZM45 33H47V36H46V34ZM101 35H100V34ZM112 33V32H111ZM243 33V34H242ZM42 34V35H41ZM44 34H45V36H44ZM214 34V35H213ZM223 34H226L227 36H224ZM238 34V35H237ZM246 34V35H245ZM262 34V35H261ZM3 35H4V32H3ZM104 35V36H103ZM109 34L107 33V36H108ZM112 35V34H111ZM212 35V38L210 37ZM219 35V36H218ZM229 35H231V36H229ZM97 36H100L99 38L100 39H98V40H100V42H96L95 40L98 38ZM207 36H208V38H207ZM221 36V37H220ZM223 36V37H222ZM242 36H246V37H242ZM4 38H5V35L3 36ZM3 37H1L3 40H5V41H3V40H1L0 42L1 43H4V42H6V40H7V38H3ZM33 37H34V39H35V37H36V42H35V40L33 39ZM44 37V38H43ZM47 37H48V39H50L49 41H48V39H47ZM89 37V36H88ZM97 37V38H96ZM109 37V36H108ZM210 37V38H209ZM216 37V38H215ZM232 37V39H229V38H231ZM237 37V38H236ZM87 38V37H86ZM86 38H84L85 40H86ZM110 38V37H109ZM108 38V39H109ZM113 38V37H112ZM213 38H215V39H213ZM225 38V39H224ZM227 38V39H226ZM253 38V39H252ZM257 38V39H256ZM263 38V39H262ZM33 41H32V40ZM94 39V41H92V43H94V42H96L94 45H91V41L90 40H93ZM107 39V38H106ZM210 39V40H209ZM212 39L213 40H215V41H212ZM216 39H218V40H216ZM223 39L225 40V41H227V42H225V41H223ZM240 39V40H239ZM242 39V40H241ZM30 40V41H29ZM40 40H41V42H43V43H41L40 42ZM43 40V41H42ZM78 42H76L77 44H79L80 42H82V41H84L83 40V38H82V41H81V39H76ZM75 40V41H76ZM87 40L85 41V42H87ZM97 40V41H98ZM113 40V39H112ZM231 40V41H230ZM236 40V41H235ZM249 40V41H248ZM253 40V41H252ZM257 40H259V41H257L258 42V44L256 45L255 43H257L256 41ZM8 41V40H7ZM8 41V42H9ZM14 41H17L16 39L14 40ZM80 41V42H79ZM107 41H109V42H107ZM207 41V42H206ZM210 41V42H209ZM220 41V42H219ZM221 41L223 42V44L221 43ZM241 41L243 42V43H241ZM261 41V42H260ZM34 42V43H33ZM213 42V43H212ZM232 42V43H231ZM250 42V43H249ZM15 43V42H14ZM38 43H40V44H38ZM104 45H103V44ZM109 43V44H108ZM231 43V44H230ZM245 43L247 44V46L245 45ZM249 43V44H248ZM260 43H262L261 45H260ZM17 44V43H16ZM75 43H73V45H74ZM77 44H75L74 45V47H80V44L77 46ZM84 43H82V45H83ZM210 44H212V45H210ZM220 44H222L223 46L225 45L226 46V48L224 49V47L221 45V48H220ZM229 44V45H228ZM1 45V46H2ZM15 45V44H14ZM20 45V44H19ZM39 45V46H38ZM44 45V46H43ZM48 45V46H47ZM85 45H83V48L85 47ZM126 45V46H125ZM216 45L220 48V50H219V48H217L216 47ZM252 45L255 47V49H254V47H252ZM1 46H0V48H1ZM18 46V45H17ZM90 46H91V48H90ZM114 46V47H115ZM119 46H120V44H119ZM228 46V47H227ZM243 46H244V48H243ZM258 46V47H257ZM8 47H10V48H8ZM28 47H32L33 49H31V48H29V50H31V51H29L27 48ZM40 47H41V49H40ZM43 47H44V49H43ZM52 47V46H51ZM51 47H50V49H51ZM73 46H72V44L69 46V49H71ZM122 47H119V48H121L122 49ZM263 47V48H262ZM17 48V47H16ZM34 48H36L35 49V51L37 50L38 52H32V51H34ZM38 48V49H37ZM68 48V47H67ZM82 48V49H83ZM86 48H85V51H86ZM90 48V49H89ZM127 48H129L128 50H127ZM213 48H217L218 49V51L216 50H214L215 52H213V50L212 49ZM232 48V49H231ZM243 48V49H242ZM245 48H247L246 50H245ZM253 48V49H252ZM261 48V49H260ZM18 49V48H17ZM27 49V50H26ZM40 49V50H39ZM124 49V50H125ZM196 51H195V50ZM193 49V53H194V55L195 56H199V52H200V49L199 48H194ZM248 49H249V52L252 50V52L255 50V52H253V53H256V54H252V55H249L248 54V56H249V58H247V56H246V58H244L245 57V55H247L246 54V52L248 51ZM251 49V50H250ZM23 50L25 51V52H23ZM114 50H116V51H114ZM131 50H133V51H135V52H133V53H131ZM198 50V51H197ZM222 50V51H221ZM227 50H228V52H227ZM230 50V51H229ZM259 52H263V53H259ZM22 51V52H21ZM29 51V52H28ZM70 51H72V50H70ZM84 51V52H85ZM213 53H215V54H213ZM240 51V52H239ZM246 51V52H245ZM257 51V52H256ZM19 52V53H18ZM21 52V53H20ZM103 52V51H102ZM109 52H111V53H109ZM138 52V53H137ZM198 52V54L196 55L195 53H197ZM219 52V54H217V53ZM222 52H224V53H222ZM227 52V53H226ZM230 52V53H229ZM231 52H233V53H231ZM33 53V54H32ZM45 55H44V54ZM50 53V54H51ZM212 53V54H211ZM235 53V54H234ZM240 53V54H239ZM242 53H245V55L244 54H242ZM248 53V52H247ZM257 53H259V54H257ZM11 54H13V55H11ZM29 54H31L30 56H29ZM40 54V55H39ZM41 54H43L44 56H41ZM85 54V53H84ZM84 54H81V55H83L84 57H88V56H85ZM91 54H92V52H91ZM91 54H89V55H91ZM223 54V55H222ZM225 54V55H224ZM238 54V55H237ZM2 55V56H1ZM33 55H36V59H37V61L35 60V62L33 61L34 59H32V57H34ZM131 55H133V56H131ZM201 55V54H200ZM241 55H243V56H241ZM254 55V56H253ZM257 55H261L260 57H258V59H259V61L261 62H259L258 61V59H257ZM20 56V57H19ZM27 56H28V58H27ZM41 56V58H39ZM111 56V57H110ZM116 56L117 58L116 59H112V58H114V57ZM121 56V57H120ZM123 56V57H122ZM197 56V57H198ZM203 55H201V56H199L198 58H197V62L199 61V62H201V60L200 59H202V58H204V57H202ZM207 56H209V57H207ZM220 56H219V59H221L220 58ZM235 56V57H234ZM236 56H239V58L240 57H243V58H240L241 59V61L239 60V59H237L236 58ZM254 57V58H252V57ZM255 56H256V58H255ZM5 57H3V59L5 58ZM14 59H13V58ZM19 57V58H18ZM46 57V58H45ZM83 57V58H84ZM104 57V58H103ZM108 57H110V58H108ZM126 57V58H127ZM213 57V58H212ZM253 59V60H257V64L258 63H260V65H258L257 66V64H255L256 63V61H253L251 58ZM24 58H25V60H24ZM29 58H31V60L32 61H30L29 60ZM39 58V59H38ZM47 59L46 61L47 62H45L46 64V66L44 65V64H42L41 63V65H43L45 68H43V66L42 67H39V66H41L40 65V62H38V61H41V62H43L44 63V60L43 59ZM208 58V59H207ZM211 58V59H210ZM218 58V57H217ZM231 58V59H230ZM19 59V60H18ZM125 59V60H124ZM133 59V58H132ZM131 59V60H132ZM207 59V60H206ZM229 59L232 61V59H235L234 61H229ZM245 59H247V62L245 63ZM1 60V59H0ZM11 60V61H10ZM18 60V61H17ZM43 60V61H42ZM107 61V62H112L111 60L110 61ZM130 60V61H131ZM227 60H228V64H227ZM242 60H244L243 62H244V66H243V62H242ZM252 60V61H251ZM262 60H263V62H262ZM3 61V60H2ZM17 61V62H16ZM117 61H118V59H117ZM117 61L115 62L116 64H117ZM130 61H127L126 63H120L119 61H118V64L120 63L121 65H123V66H121V68H120V66H119V68L120 69H117V71L115 72V74H113V76L112 77H117V75H119V74H121V72H122V77L123 76H125V79H127V81H129V83L128 82H126V84L128 83V87H126V89H127V95H131L132 94V92H134L135 93V95L137 96L138 95V93L140 94V96L144 93V95L146 94V92H144L145 90H147V88L149 87H151L149 90H151L152 88H156V85H154L153 86V84H155L153 81H152V79L149 77V79L148 78H146L144 75H142L143 73H142V65H138V63L137 62H135L134 64H132V65H134V67L135 66H137V67H135L139 72H138V75H137V72H135V74H134V70H131L132 69V67L133 66H131V67H129L130 65H129V63H132V62H130ZM236 61V62H235ZM239 61V62H238ZM5 62H7V63H5ZM19 62V63H18ZM23 62V64H22V66L21 65H18V64H20V63H22ZM25 62H28V63H25ZM29 62H30V65H31V62H32V64L34 65V68H31V69H29V67H28V65H29ZM34 62V63H33ZM50 62V61H49ZM224 62V63H223ZM242 62V63H241ZM7 64V65H6ZM39 64V66H36V65H38ZM51 64H53V62H51ZM117 64V65H118ZM236 64H237V66H236ZM239 64V65H238ZM243 66H241V65ZM6 65V66H5ZM9 65V66H8ZM13 65V66H12ZM128 65V67H126ZM207 65V66H206ZM229 65V66H228ZM247 65H249L248 67H247ZM256 65V66H255ZM6 67V68H4V67ZM11 66L12 67H17L18 66V68H16L15 69V71L13 70L14 68H11ZM20 66H21V68L23 67V69L22 70H20L21 68H20ZM27 66V67H26ZM32 66V65H31ZM35 66H36V68H35ZM125 66V67H124ZM141 66V67H140ZM213 66V67H212ZM233 66V67H232ZM235 66H236V68H235ZM241 67L240 68V70H239V67ZM246 66V67H245ZM8 67V68H7ZM10 67V68H9ZM25 67H26V69L28 68V71L27 72H25L24 71V69H25ZM33 67V66H32ZM212 67V68H211ZM216 67V66H215ZM223 67H224V69H225V71H224V69H223ZM237 67H238V70H237ZM258 69H257V68ZM20 68V69H19ZM68 68V67H67ZM70 68V67H69ZM123 68H125V69H123ZM127 68H130L129 70L127 69ZM135 68H133V69H135ZM141 70H140V69ZM194 68V69H193ZM206 68V69H205ZM216 68V69H217ZM229 68H231V69H229ZM250 68V69H249ZM253 68V69H252ZM255 68V69H254ZM11 71L12 70V72H10L9 70ZM25 69V70H26ZM41 69V70H40ZM44 69V70H43ZM46 69V70H45ZM194 71H193V70ZM211 69V70H210ZM227 69L229 70V72H227ZM233 69H235L236 71H238V72H236L235 70H233ZM5 70V71H4ZM7 70V71H6ZM32 72H36V73H32ZM35 70V71H34ZM39 70V71H38ZM51 70V71H50ZM136 70V71H137ZM205 70H206V72H205ZM231 70H233V72L231 71ZM242 70V71H241ZM246 70V71H245ZM251 70V71H250ZM254 70H255V72H257L256 70H258V72L257 73H255L254 72ZM18 72V76L16 75V73ZM20 71V72H19ZM21 71H22V73H21ZM23 71L27 74V73H31V75L30 74H27V76H26V74L25 73H23ZM129 71V72H128ZM207 71H208V75H207ZM219 71V72H218ZM220 71L222 72V73H220ZM234 71H235V74H234ZM250 71V72H249ZM50 72V73H49ZM141 72V76H142V78L140 77H136V76H140L139 75V73ZM143 72H145V70L143 71ZM214 72V73H213ZM245 72V73H244ZM254 72V73H253ZM260 72L263 74V75H260ZM15 73V75H13ZM19 73L20 74H22V75H19ZM52 73V74H51ZM57 73H58V71H57ZM57 73H56V75H57ZM205 73V74H204ZM210 73V74H209ZM228 75H227V74ZM240 73V74H239ZM34 74V75H33ZM36 74V75H35ZM50 74V75H49ZM55 74V73H54ZM73 74V75H72ZM74 74L76 75L75 76V78H73L72 76H74ZM128 74V75H127ZM199 73H197V74H193L195 77H197V75H198ZM213 74V75H212ZM217 74V76H215V75ZM224 74V75H223ZM7 75V76H6ZM25 75V76H24ZM33 75V76H32ZM78 75V76H77ZM80 75H86V74H84V72H81V74ZM145 75L147 76L148 74L147 73H145ZM210 75V76H209ZM212 75V76H211ZM231 75V77L232 78H230V77H228V79H227V76H230ZM233 75V76H232ZM237 75V76H236ZM239 75H241V76H239ZM7 78H6V77ZM32 76V79L31 80H28V78L30 79V77ZM34 76H36V77H34ZM45 76H48V77H45ZM130 76V77H129ZM225 76V77H224ZM250 76V77H249ZM260 77V78H258V77ZM262 76V77H261ZM13 77H15L14 79H13ZM20 77L22 78V79H20ZM24 77H26L27 78V81L26 80H23L24 79ZM38 77V78H37ZM42 77V78H41ZM57 77H54V80H55V78L58 80V78ZM61 77V78H60ZM68 77V78H67ZM79 77H82V79L84 78V80H80L79 79ZM129 77V78H128ZM131 77H134V78H131ZM143 77H145V79L143 78ZM148 77V76H147ZM193 77V76H192ZM203 79H201V78ZM234 77H235V79H234ZM237 77V78H236ZM245 77V78H244ZM256 77L258 78L256 81H254V79H256ZM25 78V79H26ZM36 78V79H35ZM40 78L42 79V80H40ZM66 78V79H65ZM70 78V79H69ZM124 78V77H123ZM137 78V79H136ZM223 79L224 81H222V82H220V80L219 79ZM239 78V79H238ZM242 78V79H241ZM1 79H3V80H1ZM10 79H12L11 81H13L12 83H14V84H12L11 83V81H10ZM17 79V80H16ZM20 79V80H19ZM35 79V80H34ZM62 79V80H61ZM68 79V80H67ZM72 79V80H71ZM74 79V80H73ZM124 79V80H125ZM129 79V80H128ZM133 79V80H132ZM136 79V80H135ZM142 79V80H141ZM199 79H200V81H199ZM245 79V80H244ZM246 79H248V80H246ZM6 82H5V81ZM10 81V83H9V81ZM22 80V81H21ZM36 80L39 82V83H41V84H39L38 82H36ZM67 80V81H66ZM70 80V81H69ZM80 80V82H78V81ZM133 82H132V81ZM145 80V81H144ZM195 80H196V78H195ZM194 80V77H193V81H195ZM226 80V81H225ZM229 80V81H228ZM231 80V81H230ZM244 82H243V81ZM15 81V82H14ZM29 81V82H28ZM31 81V82H30ZM61 81H63V83L61 82ZM69 81V83H67ZM75 81V82H74ZM131 81V82H130ZM137 81V82H136ZM140 81V82H139ZM143 81V82H142ZM202 81V82H201ZM259 81V82H258ZM260 81H262V82H260ZM22 83L23 85H25L26 84V82H28L27 84H26V86L27 87H29V89H27L26 88V86H22V84H21V86H18L17 87V85H18V83ZM23 82H25V83H23ZM33 82V83H32ZM34 82H36V83H34ZM71 82H73V84L74 85H72V83ZM77 82L79 83V84H77ZM84 83V88L82 87V85H83V83ZM199 82H200V84H199ZM228 82V83H227ZM231 82V83H230ZM233 82H235V83H233ZM241 82H243L242 84H241V86H240V84H238V83H241ZM251 82H255V84L254 83H251ZM3 83V84H2ZM4 83H9L10 84V87H5L4 88V86L3 85H5ZM17 83V84H16ZM43 83V84H42ZM68 85V84H70L71 83V86L70 85H66V84ZM76 83V84H75ZM135 83V84H134ZM137 83V84H136ZM195 83V82H194ZM225 83V84H224ZM230 86L231 84L232 85H234L235 87V92L237 91V94L234 92V90H232L233 89V87H232V85H231V87H229V86H227V84ZM250 83L253 85H251L252 87L251 88H249V90H253V87L255 88V87H257V88H255L253 91H252V93H250L249 91H248V89L246 90V88L245 87H248V86H246V84H248V85H250ZM9 84H7L8 86H9ZM16 84V85H15ZM31 84V85H30ZM63 85V87H64V84H65V86L67 87H65V88H61L60 89V87H62V85ZM80 84H81V86H80ZM140 84H148V87L145 89L144 88V86L142 87ZM198 84H199V86H198ZM238 84V85H237ZM244 84H245V87L244 88H242V86H244ZM258 86H257V85ZM6 85V86H7ZM20 85V84H19ZM86 85V86H85ZM132 85V86H131ZM133 85H134V88H133ZM146 85H145V87H146ZM200 85H202V86H200ZM218 85H220V87L221 86H224L223 88H225V90L223 91L222 90V87L220 88ZM227 87H226V86ZM0 86V87H1ZM33 86V87H32ZM40 86V87H39ZM58 87V90L60 91V93L62 94H60L59 93V91H58V93H55V92H57V89H55V88H57ZM126 86V85H125ZM141 86V87H140ZM153 86V87H152ZM15 87V88H14ZM72 87H73V90H72ZM81 87V88H80ZM203 87V88H202ZM229 87V88H228ZM37 88V89H36ZM69 88L72 90V92L71 93H69L70 91H69ZM75 88V89H74ZM83 88V89H82ZM130 88H132V90L130 89ZM212 88V89H211ZM26 89V90H25ZM40 89V90H39ZM44 89V90H43ZM47 89V88H46ZM63 89L65 90L64 92H66V94L67 93H69V95L67 96V95H65V93H63ZM67 89H68V91H67ZM80 89H82V91L80 90ZM134 89V90H133ZM136 89V90H135ZM143 89V90H142ZM153 89V90H154ZM202 89V90H201ZM226 89H228V90H226ZM238 89V90H237ZM240 89H241V92L242 93H240ZM257 89H259V90H261V92H262V95H261V92L259 93V91L257 90ZM17 90V92H15ZM39 90V91H38ZM80 90V91H79ZM221 90V91H220ZM256 90V91H255ZM34 91V92H33ZM37 91V92H36ZM62 91V92H61ZM84 91V92H83ZM136 91V92H135ZM140 91V92H139ZM215 91V92H214ZM233 91V92H232ZM257 91H258V93H257ZM42 93L43 95H40L39 93ZM82 92V94H80V93ZM128 92H131V94L130 93H128ZM194 92V93H195ZM239 92V93H238ZM249 93V94H245V93ZM255 92H256V94H258V96H259V94H260V96L261 97H263L261 100L259 99V97L257 96V95H255ZM30 93H31V95H30ZM214 93V94H213ZM229 93V94H228ZM231 93V94H230ZM37 94H38V96H37ZM58 94V95H57ZM74 94H73V96H74ZM79 94V95H78ZM84 94V95H83ZM87 94H89L88 92H87ZM220 94V95H219ZM227 94V95H226ZM234 94H235V96H234ZM251 94H254L253 96L251 95ZM7 95V96H6ZM83 95V96H82ZM225 95V96H224ZM229 95V96H228ZM246 95V96H245ZM24 96V97H23ZM25 96H28V97H26V99H25ZM41 96H44L45 98H43V97H41ZM63 96V97H64ZM72 96V97H73ZM74 96V97H75ZM78 96V97H77ZM86 96H88V95H86ZM132 96V95H131ZM139 95H138V98L140 97ZM148 96V95H147ZM193 96H195V95H193ZM239 96V97H238ZM240 96H241V98H240ZM249 96H250V98L252 97V99H250L249 98ZM257 96V99H255V97ZM4 98V100H3V98ZM11 97V98H10ZM16 97V98H15ZM20 97H23L24 98V100H20L19 98ZM29 97V98H30ZM73 97V98H74ZM141 97H143L144 98V96L142 95ZM155 97H157V96H155ZM227 97V98H226ZM231 97H233L232 99H234L235 97V99L234 100H232L231 99ZM237 97H238V99H237ZM18 98V99H17ZM28 98V99H29ZM41 98V99H40ZM72 98V99H73ZM138 98H137V100H138ZM143 98H141V99H143ZM219 98V99H218ZM226 98V99H225ZM244 98H245V100H248V102H245V100H244ZM248 98V99H247ZM27 99V100H28ZM71 100V97L70 98H68V100ZM85 100L87 99V97H85L84 98ZM144 99H146V98H144ZM223 100V103H222V101L221 100ZM229 99H231L230 100V102L228 101ZM253 99H255V100H253ZM8 101L7 103H6V101ZM9 100H12V101H9ZM17 100V101H16ZM18 100L20 101L19 103H18ZM36 100V101H37ZM42 100V101H41ZM47 100V101H46ZM226 100V101H225ZM243 100V101H242ZM3 101V102H2ZM22 101H24V103H22ZM78 101H82V99L80 98ZM148 101V100H147ZM158 101V100H157ZM218 101H220V103L218 102ZM234 101V102H233ZM235 101H236V103L237 102H239V103H235ZM240 101H242V102H240ZM253 101V102H252ZM5 102V103H4ZM17 102V103H16ZM47 102V103H46ZM217 102V103H216ZM245 102V103H244ZM256 102H258L259 104H260V106H261V108L259 107V104H256ZM13 103V104H12ZM16 103V104H15ZM83 103H85L86 104V102H84V100H83ZM82 103V104H83ZM225 103V104H224ZM228 103H230L231 104V106L232 105H234V106H232V107H234V108H231V109H229V106H228ZM233 103V104H232ZM235 103V104H234ZM241 103V104H240ZM242 103H243V105H242ZM248 103H251V104H249L250 105V107L248 106ZM253 103H255V104H253ZM81 104V103H80ZM207 104V105H206ZM217 104V108L215 107V106H213V105H216ZM220 105V107H219V105ZM252 104L254 105V106H252ZM10 105V106H9ZM17 105H19V106H17ZM221 105H223V107L221 106ZM237 105V106H236ZM245 105H247V106H245ZM1 106V105H0ZM246 108H245V107ZM255 106H256V108H255ZM214 107H215V109H214ZM227 107H228V109H227ZM238 107V108H237ZM250 109H248V108ZM254 107V108H253ZM260 109H259V108ZM14 108V107H13ZM211 108H213V110L211 109ZM220 108V109H219ZM223 110H222V109ZM242 108H243V110H242ZM216 109H218V110H220L219 112H218V110H216ZM227 109V110H226ZM240 109V110H239ZM253 109V110H252ZM227 111L226 113H227V116L225 117V115H226V113H225V111ZM229 110H233V111H230L231 113H229L228 111ZM249 112H248V111ZM257 110V111H256ZM259 110H261V111H259ZM221 111H222V113H221ZM223 111H224V115H223ZM251 111V112H250ZM235 112V113H234ZM240 112V113H239ZM248 112V113H247ZM256 112V113H255ZM220 113V114H219ZM229 113V114H228ZM237 113H238V115H237ZM243 113H245L244 115H245V117H247L248 119H249V117H250V120H246L247 118H245L244 117V115H243ZM218 114V115H217ZM232 114H233V116H232ZM221 115V116H220ZM231 115V116H230ZM246 115H248V116H246ZM229 117V118H228ZM231 117H233V118H231ZM261 117V118H260ZM221 118V119H220ZM223 118H226L225 120L223 119ZM243 118L245 119V121L246 122H248V123H246V122H244V120H243ZM260 118V119H259ZM234 119V120H233ZM231 121L232 122V124H233V126H231L232 124H229V125H226V122L227 121ZM223 121V122H222ZM224 121H226V122H224ZM229 121V122H230ZM263 121V122H262ZM228 122V123H229ZM234 122V123H233ZM143 123V124H142ZM142 123H140L141 125H145V123H144V121H143V118H142ZM219 123V124H218ZM222 123V124H221ZM243 123V124H242ZM224 124H225V127H224ZM245 124H248V125H246V127H245ZM252 124V125H251ZM214 125H215V127H216V131L214 132V130H215V127H214ZM243 125V126H242ZM224 128H223V127ZM226 126H228L227 127V129H226ZM229 126H231L230 127V129H228L229 128ZM236 126V127H235ZM238 126H240V127H238ZM137 127V126H136ZM140 128H141V126H139ZM139 127H137V128H139ZM245 128V129H244ZM249 128V129H248ZM258 128V129H257ZM142 129V128H141ZM145 129V128H144ZM220 129H222L223 131H224V129H225V132H220L221 130ZM234 129H237L236 131L234 130ZM139 130V129H138ZM146 130V129H145ZM144 130V131H145ZM227 130V131H226ZM233 130H234V133H232L233 132ZM241 130V131H240ZM245 130H247L248 132H250L251 130L253 131V132H251V134H252V140H253V143L255 144V150L253 149V147H254V145H252L253 143L252 142H250V135H249V137H248V134H250V133H248V132H246L245 133ZM143 131V129L142 130H139L138 132L139 133H141ZM143 131V132H144ZM239 131V133H237ZM214 132V133H213ZM217 132H220V135L217 133ZM213 133V134H212ZM217 133V134H216ZM222 133V134H221ZM245 133V134H244ZM248 133V134H247ZM1 134H3V132H1L0 133V148H1V150H2V156L0 157V161H1V163L2 164H4V162H6V163H9V161L8 160H5L8 156H10V155H8L7 154V152L8 153H10L9 152V150L12 152V151H14V152H16L15 150H17V154L15 155L14 154V156H10L9 158H7V159H10L11 157H13L12 159H10V161L12 160V163L14 164V165H19V163H20V160H22V158L25 156L24 154L26 153V152H28V151H25V152H23L24 151V149L23 148H25V150L27 149V150H29L28 148H27V146L29 147V145H27L25 142H23L22 141V143L21 142H19V141H17L15 138H14V140L13 139H8V137L6 136V138L7 139H5L4 137L2 138V135ZM239 134V135H238ZM220 137H219V136ZM234 135V136H233ZM262 136V138H260L259 136ZM237 137V139L235 140V138ZM240 136H241V138H240ZM246 136V137H245ZM257 137L259 138V140L257 139ZM133 138H135L134 136H133ZM133 138H131L132 140H134ZM243 138H245L244 140H243ZM246 138H248V139H246ZM3 139H5V140H3ZM229 139H230V141H229ZM3 140V141H2ZM8 140V141H7ZM132 140H130V141H132ZM226 140H228V141H226ZM243 140V141H242ZM246 140V142L244 143V144H242V142H244ZM249 141V143H251L250 145L247 143L248 141ZM251 140V141H252ZM261 140V141H260ZM263 140V141H262ZM14 141H16V142H14ZM239 141V142H238ZM242 141V142H241ZM259 141V142H258ZM8 142V143H7ZM133 142V141H132ZM215 142V141H214ZM217 142V150L218 149H220V147L218 148V145L220 144L218 141H216ZM215 142V143H216ZM224 142V143H223ZM225 142L226 143H228V145H229V148H228V145H226L225 144ZM235 143V144H233V143ZM238 142V143H237ZM257 142V143H256ZM14 143H16L15 145H13ZM223 143V144H222ZM4 146H2V145ZM7 144H8V146H7ZM18 144V145H17ZM19 144H21V145H19ZM243 145V147H242V145ZM27 145V146H26ZM226 145V147H224ZM232 145H233V147H232ZM237 145H240V147H238V149H236V150H239V151H234L233 149L235 148V147H237ZM248 145V146H247ZM258 145V146H257ZM262 145V146H261ZM19 146H21V147H19ZM22 146H23V148H22ZM26 146V147H25ZM220 146V145H219ZM252 147V148H250V147ZM11 147H12V149H14L13 147H15L16 149H14V150H12L11 149ZM232 147V148H231ZM246 147H248L249 149H247ZM258 147H262V148H260V149H258ZM10 148V149H9ZM19 148H20V150H19ZM130 148H133V146L132 147H130ZM225 148H226V153L228 154L229 152H227V149L230 151L231 149L234 151V152H232V150L230 151V153H229V155L231 154V153H234L233 155H232V157H237V160L236 159H229L230 157H231V155H230V157H227V158H225L226 156H227V154L225 155V153H224V150H225ZM242 148V149H241ZM247 150H246V149ZM3 149H5L6 151L4 152V150ZM252 149V151L254 152V154L256 153V155H254L253 153H252V151H250ZM1 150H0V153H1ZM19 150V151H18ZM244 150V151H243ZM260 150V151H259ZM30 151V150H29ZM243 153H242V152ZM246 151H248V153H250V155L252 156H250L249 158H247L248 156H249V154L246 152ZM14 152H12V153H14ZM128 152V151H127ZM258 152V153H257ZM4 153H6V155H8L7 157H5L6 155L4 154ZM11 153V155H13ZM23 153V154H22ZM219 153V154H220ZM237 153H242V154H238L237 155ZM261 153V154H260ZM4 154V155H3ZM19 154V155H18ZM21 154V155H20ZM244 154V155H243ZM248 154V155H247ZM19 156V158H18V156ZM27 155V154H26ZM133 154L131 153H129V156H132ZM236 155V156H235ZM247 156V157H243V156ZM4 156V158H2ZM99 156V155H98ZM96 157L95 156V159L96 158H98L97 160H95L96 162H98V165L100 164L101 166L102 165H104V163H103V159L101 158V157ZM134 156V155H133ZM133 156L132 157H128V154H127V157H124V159L121 157H119L118 159H117V162L115 163V168H114V171L116 172L115 174V177L114 178H116V180H119V182H120V186H125V185H127V184H130L131 185V187L133 186V188H132V191H133V189H135L133 192H145V191H147V189L146 188H144V185H143V180H144V174H145V171L142 169V168H140V165L142 164V162H141V160L142 161H144L141 157H143V155H139L138 157L139 158H137V156H136V160L135 161H133V160H130L131 158L132 159H134L135 158V156H134V158H133ZM225 156V157H224ZM241 158H240V157ZM256 156H259L258 158H259V160H258V158L256 157ZM15 157V158H14ZM21 157V158H20ZM92 157H94V156H92ZM231 157V158H232ZM257 158V163L255 162V158ZM103 158H108V157H106L105 155H103ZM141 158V159H140ZM240 158V159H239ZM245 158V159H244ZM94 159V158H93ZM100 159V160H99ZM104 159V160H105ZM120 159H122V160H120ZM139 159V160H138ZM217 159V158H216ZM242 159V160H241ZM250 159H251V161H253V162H249L250 161ZM260 159H261V161H260ZM2 160H3V162H2ZM19 162H18V161ZM125 160L127 161V162H125ZM130 160V161H129ZM225 160H226V162H225ZM243 160H244V164H245V166L243 165V164H241V162L243 163ZM90 161H92V160H90ZM89 161V162H90ZM94 161V162H95ZM101 163H100V162ZM106 161V160H105ZM137 161H139V162H137ZM237 161H238V163L240 164H238L237 163ZM260 161V162H259ZM15 162V163H14ZM17 162V163H16ZM94 162L92 161L90 164L89 163H87L88 165H89V167H91L92 165H94ZM230 164H228V163ZM248 162V163H247ZM11 163V162H10ZM9 163V164H10ZM11 163V165H13ZM109 162H107V164L105 163V165H109L108 164ZM117 163H118V165H117ZM123 163H125V164H123ZM133 163V164H132ZM139 163H141V164H139ZM144 164H146L145 162H143ZM225 163V164H224ZM236 163V164H235ZM250 163V165H256V166H259V165H261L262 167H258V170H257V167L255 168V166H254V169H253V166L251 167L250 165H248ZM130 164V165H129ZM259 164V165H258ZM88 165H85L84 166V168H86V169H88L87 167H88ZM100 165H99V167H100ZM135 165V166H134ZM139 165V167H137ZM247 165H248V167L249 168H247ZM7 166V165H6ZM117 166V167H116ZM144 166V165H143ZM228 166V167H227ZM239 166H241V168L239 167ZM119 167V169H117ZM123 167V168H122ZM142 167V166H141ZM145 167H146V165H145ZM244 167H246V169L244 168ZM126 168H128V169H126ZM144 168V167H143ZM234 168V169H233ZM254 170H252V169ZM259 168L262 170H259ZM154 169V168H153ZM238 169V170H237ZM245 169V170H244ZM248 169L249 170H252V171H250V173L251 172H253V173H251V174H255L254 176H253V179H252V175L251 174H249V171H248ZM141 170V171H140ZM235 170V171H234ZM236 170H237V172L238 173H240V174H238L237 172H236ZM242 170V171H241ZM257 170V171H256ZM120 171V172H119ZM137 171H138V173H137ZM245 171L247 172V173H245ZM260 171H261V173H260ZM117 172H119V174L117 173ZM245 173V175H244V173ZM255 172V173H254ZM260 174H259V173ZM126 173V174H125ZM127 173H128V177H126V175H127ZM130 173V174H129ZM144 173V174H143ZM118 174V175H117ZM248 174V175H247ZM143 175V176H142ZM119 176V177H118ZM130 176V177H129ZM223 176V172H222V174H221V176L219 177V178H217V179H219L220 181H222L221 179V177ZM240 176H243V178L241 177V178H239ZM247 176V177H246ZM259 176V177H258ZM124 177V178H123ZM246 177V178H245ZM249 177V178H248ZM257 177V178H256ZM119 178V179H118ZM128 178V179H127ZM245 179V180H244ZM250 179H252L251 181L252 182H250ZM255 179H258L259 181H261V182H259L258 180H255ZM262 179V180H261ZM123 180V181H122ZM130 181V182H129ZM139 181V182H138ZM242 181V182H241ZM248 181V182H247ZM140 182H142V183H140ZM231 182H234L233 180L231 181ZM247 182V183H246ZM222 183V182H221ZM261 183V184H260ZM262 183H263V186H261L262 185ZM142 184V185H141ZM252 184V185H251ZM139 187H138V186ZM136 186V187H135ZM258 186H261V187H258ZM142 187H143V189H142ZM259 188H260V190H259ZM139 189H141V191L139 190ZM145 189V191H143ZM251 190H253V189H251ZM255 190V191H256ZM263 190V191H262ZM256 194H257V192H255ZM90 193H88L87 195H89ZM133 194H135V193H132V195ZM147 194V200L149 201H145V203L143 204V206L141 205V207L140 208H146V207H148L149 208V205H150V202H151V205H150V207L152 208V197H151V195L149 196L148 195V192L146 193ZM149 197V198H148ZM247 199H245V201H246ZM245 201H244V199H243V202H244V204L242 203V205H244V208L247 206V205H249V203L247 204V201H246V204H245ZM146 205V206H145ZM143 209V211H144V213L142 212V215H146L147 213H145V212H152L153 210H151L150 208L149 209ZM148 210V211H147ZM240 211H242V210H240ZM150 212V213H151ZM156 213V211L154 212V214L152 213L151 215L152 216H154V215H156L155 214ZM243 213V212H242ZM241 212H240V214H242ZM154 218V219H153ZM152 218V229L155 227V225H154V222H155V216ZM156 229V228H155ZM158 229V228H157ZM153 233H154V230H153ZM244 234V233H243ZM243 234H241L240 233V235L238 234L237 236H238V238L240 237V236H242ZM244 236H245V234H244ZM244 236H242V237H240L241 239L244 237ZM157 237V236H156ZM246 237V239H247V235L245 236ZM245 237H244V239H242V241H241V239H238L237 237H235V239H237V240H235L236 242L234 243V245L233 244H230L231 243V241L228 243V244H230V246L231 245H233L234 247L235 246H238L239 244H240V242L241 243H244V241L243 240H245ZM237 241H239V243L237 242ZM246 241V240H245ZM238 243V244H237ZM236 244V245H235ZM232 246V247H233ZM110 250V251H109ZM111 250H113V247H111V248H109L108 249V253L109 252H111ZM110 254V253H109ZM108 254V255H109ZM142 261V260H141ZM180 263L181 262H184V261H179ZM142 263V262H141ZM180 263H178V264H180ZM248 262H247V259L245 260V262H243V263H241V264H247ZM181 264H188V262H184V263H181Z\"/></svg>",
    "mask_w": 264,
    "mask_h": 264
}]
</instances>
